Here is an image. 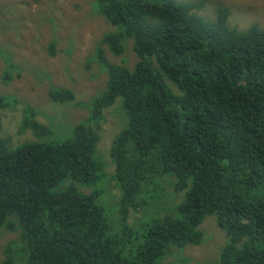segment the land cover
Here are the masks:
<instances>
[{"label":"trees","instance_id":"obj_1","mask_svg":"<svg viewBox=\"0 0 264 264\" xmlns=\"http://www.w3.org/2000/svg\"><path fill=\"white\" fill-rule=\"evenodd\" d=\"M95 8L114 28L96 50L106 87L89 105L69 88L48 92L54 103L87 108L84 121L47 126L35 108L0 95V234L18 236L2 264H166L172 256L185 264L180 252L205 242L207 217L227 242L206 264H264V28L231 27L223 5L214 20L197 14L203 3L177 0H95ZM127 40L133 69L102 48L121 57ZM118 99L127 124L110 150L112 205L99 189L108 164L97 149ZM19 105V131L35 140L15 147L1 136V114ZM167 194L184 196L165 207Z\"/></svg>","mask_w":264,"mask_h":264},{"label":"rangeland","instance_id":"obj_2","mask_svg":"<svg viewBox=\"0 0 264 264\" xmlns=\"http://www.w3.org/2000/svg\"><path fill=\"white\" fill-rule=\"evenodd\" d=\"M181 3H203L197 14L214 20L218 6L231 10L229 24L240 31L253 25L264 28V0H177ZM104 17L95 8V0H0V95L14 96L23 105L27 104L38 112L37 119L50 125V121L76 125L88 117L87 108L72 104H57L48 97L53 87L69 88L74 91L77 102L89 105L106 87L107 74L96 60V50L105 34L113 32ZM55 43V55H50L49 46ZM125 52L115 57L106 46H102L109 60L133 69L138 58L133 50V41L125 42ZM16 68H11L8 62ZM11 80L5 83V73ZM121 99L105 111V121L100 130L101 141L97 156L108 164L99 189H106L114 197L112 205L119 198V191L112 180L115 166L110 150L117 135L126 127V114ZM23 107L17 106L2 112L1 136L10 137L15 147L34 141L30 131L20 132ZM72 127V126H71ZM105 163V164H106ZM108 175V176H107ZM88 193V189H84ZM168 193L172 194L170 187ZM182 195L171 199L166 195V205L179 204ZM107 197V195H106ZM164 197V195H162ZM168 213L166 209L161 216ZM145 212L132 213L130 224L144 218ZM141 224V223H140ZM140 229L137 228L135 231ZM205 234L201 246H192L180 252L190 261L185 264H206L216 260L220 249L227 242L225 231L218 226L214 217H207L200 226ZM17 234H0V264L4 259V247L17 240ZM177 258H168L166 264Z\"/></svg>","mask_w":264,"mask_h":264}]
</instances>
